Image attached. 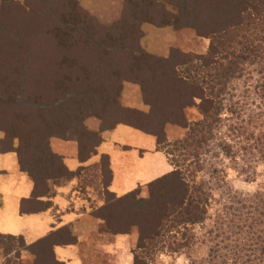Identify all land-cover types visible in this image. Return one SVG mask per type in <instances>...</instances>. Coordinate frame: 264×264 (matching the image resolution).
<instances>
[{"label": "trees", "instance_id": "16d2710c", "mask_svg": "<svg viewBox=\"0 0 264 264\" xmlns=\"http://www.w3.org/2000/svg\"><path fill=\"white\" fill-rule=\"evenodd\" d=\"M168 3L173 10L160 0H124L120 19L106 26L75 0H43L42 9L31 0H24V4L0 0V20L6 21L0 26V130L4 133L0 148H14L20 168L34 182V195L44 191L47 179L75 174L52 151L50 137L75 139L80 157L93 151L100 137L84 126L89 116L99 118L102 128L123 122L154 134L158 148L173 165L172 172L148 185L144 206L131 210L127 205L138 189L121 197L105 190L104 194H112L118 203L125 204V210L107 206L104 199L94 211L104 218L108 231L137 228L133 264H147L144 259L153 251H174L179 229L183 245L194 241L193 234L187 235L188 227L205 222L211 192L207 183L194 182L202 169V155L213 151L217 156L215 150H220L247 182L256 179L252 162L264 165V0ZM31 11L46 18L42 33L53 36L48 46L64 52L75 48L76 53L44 64L25 56L31 41L23 37L24 29L16 33L14 25L32 24L37 18L32 21ZM142 22L192 29L196 35L209 38L207 51L197 54L172 47L167 57L152 55L139 44ZM35 33L33 30L32 36L38 40ZM72 64L76 69L66 70ZM32 66L45 68L43 95L19 96L21 92L11 89L10 83L18 82L21 72ZM124 81L139 84L149 107L146 113L119 104ZM250 81L254 83L248 84ZM189 109H195L198 118H189ZM166 123L182 127L183 134L168 140ZM14 139L16 147H12ZM5 141L9 146L4 147ZM238 162L243 164L239 168ZM211 171L218 173L216 168ZM174 184L178 191H169ZM230 201L236 205L227 209L233 208L243 220L237 228L242 237L235 248L237 259L250 258L257 251L263 257L256 256L259 264H264V193H235ZM53 242L46 237L26 244L22 236L0 233V248L10 252L0 264H20L21 250L29 251L33 264H62L52 254Z\"/></svg>", "mask_w": 264, "mask_h": 264}, {"label": "crops", "instance_id": "0c3cea01", "mask_svg": "<svg viewBox=\"0 0 264 264\" xmlns=\"http://www.w3.org/2000/svg\"><path fill=\"white\" fill-rule=\"evenodd\" d=\"M75 1L106 26L120 19L124 6V0ZM164 4L171 11L170 4ZM140 29V47L158 57H167L172 47L197 54L204 53L208 47L203 43V50L199 52L182 48L178 36L188 28L142 22ZM118 102L122 107L145 113L149 109L135 82H123ZM188 111L189 118H198L195 109ZM84 126L100 137L93 151L80 157L78 141L50 137L52 151L61 157L67 170L75 174L47 179L44 191L35 195L34 182L20 168L14 148H0V233L22 236L26 244L50 237L54 241L52 254L62 264H133L137 228L108 231L104 218L94 211L103 205L101 195L105 190L116 197L136 189L145 195L151 182L169 174L174 167L166 153L158 148L154 134L123 122L102 128L101 120L94 116L87 117ZM164 131L168 140H175L184 129L166 123ZM3 138L4 133L0 131V140ZM16 145L14 140L12 147ZM85 171L95 173V185L82 179ZM24 251L26 255L21 252V259L29 262L33 256Z\"/></svg>", "mask_w": 264, "mask_h": 264}, {"label": "rangeland", "instance_id": "374dc122", "mask_svg": "<svg viewBox=\"0 0 264 264\" xmlns=\"http://www.w3.org/2000/svg\"><path fill=\"white\" fill-rule=\"evenodd\" d=\"M17 1L19 4H24V0ZM33 5L38 7V9L45 8L43 5V0H31ZM161 2L166 3L167 5L168 0H160ZM170 9L173 10L172 6L170 5ZM32 21L34 18H37L27 27L25 25H14L16 28V33L20 30L22 31L23 37L31 41L30 52H24V55H29L30 57H35L36 60H39L40 63L44 64L47 60L51 58H60L62 55H69L70 57L76 53L75 48L71 51L64 52L60 47L57 46H48L53 36H49L42 33L43 26L45 25L46 18L39 15L38 11H31ZM8 17V16H7ZM0 26L3 27L2 22H6L4 20H0ZM35 21H37L35 23ZM27 27V28H26ZM33 30L37 31L35 33L38 40L32 36ZM179 44L182 48L187 49V51L192 50L194 52L202 51L204 46L203 43L209 45V38H204L196 35V33L188 28V31H184L179 34L178 36ZM177 41V42H178ZM179 49V48H178ZM207 51V49H205ZM204 50V51H205ZM186 51V50H185ZM205 51V52H206ZM204 52V53H205ZM17 53V52H16ZM203 54V53H202ZM13 57V59L17 58ZM20 58V57H19ZM75 59V58H74ZM76 64H72V68L66 70H75ZM35 69H39V71H35ZM44 67H37L34 68L33 66L26 70V73L21 72L18 75V82L14 81L10 83L11 89H18L21 93L19 96L22 95L23 97L32 98V94L36 95H43L42 88L46 83V79L44 76ZM252 68H248L247 72H251ZM0 72H2V64L0 65ZM12 78L15 77V74L12 73ZM25 77V78H24ZM17 78V79H18ZM248 78V77H246ZM44 82V84H43ZM254 83L253 81L248 82V84ZM23 103H27L22 101ZM3 132L2 130H0ZM18 144L17 139H14ZM4 147L9 146L8 142L5 141ZM216 155L214 152L211 151L205 155H202V162H200L202 169L197 172L194 177V182L196 183H207L209 187L211 186V192L209 196V202L207 203V214L205 216V222L202 224H196L193 227H188L187 235L193 234L194 241L189 245H183V241L180 237V231L175 235L176 245L174 247V251H168L163 249L161 251H157L156 253L153 251L152 254L145 258L147 264H259L261 260L256 257L262 255L259 252H255L250 258H243L240 259L236 257L235 248L242 240L241 235L237 233L238 227L242 225L243 220L238 217L237 212L234 211L233 208L228 207L232 206L235 207V203L230 201V198L235 196V193H254L257 190L264 193V165L258 164L256 162L253 163V167L256 169V179L252 182L244 181L242 177L238 176L236 172L232 169L230 161H228L224 155L221 154L220 150H215ZM243 165L242 162H238V168ZM256 166V167H255ZM218 169V173H212V169ZM223 171L224 173L220 172ZM213 176V177H212ZM83 179L85 182L89 183L90 185H95L96 176L93 172L85 171L82 174ZM223 177L225 180L222 181ZM189 178L187 177V180ZM189 185L192 184L191 182L188 183ZM178 185L174 184L169 187V191L177 192ZM206 191L207 188L205 187ZM230 195V198L228 197ZM101 198L104 202V199H107L109 206L110 204L112 207L116 208L118 211L125 210L126 205L120 204L115 200V197L112 194H103ZM148 198V190L147 194L143 195L139 193L133 200H129L127 203L128 207L131 210H136L139 207L144 206V200ZM132 228V227H131ZM174 239V238H172ZM179 243H182L180 246ZM215 245H217V252H214ZM213 249V251L209 249ZM139 251V250H138ZM23 255H26V251L21 250ZM20 252V253H21ZM10 252H7L4 248H0V255L2 260L8 256ZM240 259V260H239ZM1 260V261H2ZM24 258L21 259L20 254V264H33V257L29 262H23ZM0 261V263H1ZM32 261V262H31ZM264 261V260H262Z\"/></svg>", "mask_w": 264, "mask_h": 264}]
</instances>
